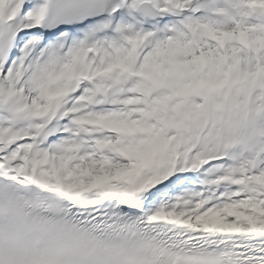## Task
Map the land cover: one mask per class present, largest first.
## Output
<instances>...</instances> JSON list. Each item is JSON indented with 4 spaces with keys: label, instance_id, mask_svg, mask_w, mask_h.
<instances>
[{
    "label": "snow or ice",
    "instance_id": "1",
    "mask_svg": "<svg viewBox=\"0 0 264 264\" xmlns=\"http://www.w3.org/2000/svg\"><path fill=\"white\" fill-rule=\"evenodd\" d=\"M0 264H264V0H0Z\"/></svg>",
    "mask_w": 264,
    "mask_h": 264
}]
</instances>
